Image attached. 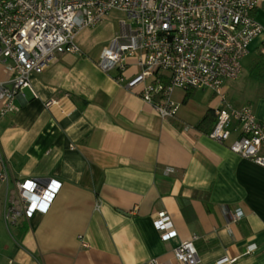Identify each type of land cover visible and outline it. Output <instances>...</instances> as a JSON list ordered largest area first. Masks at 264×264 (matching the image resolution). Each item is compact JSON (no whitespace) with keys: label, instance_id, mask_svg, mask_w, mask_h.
Returning a JSON list of instances; mask_svg holds the SVG:
<instances>
[{"label":"crops","instance_id":"crops-1","mask_svg":"<svg viewBox=\"0 0 264 264\" xmlns=\"http://www.w3.org/2000/svg\"><path fill=\"white\" fill-rule=\"evenodd\" d=\"M253 16L263 31L248 53L264 39L263 2ZM138 71L131 58L125 77ZM118 72L82 49L57 54L0 117V264H183L174 248L193 235L198 264H264V167L229 148L235 134L208 136L216 93L195 89L186 98L176 88L178 111L162 118ZM249 106L264 121V97ZM206 114L212 121L198 128ZM24 179L61 185L46 213L6 221ZM236 208L244 212L237 220ZM160 210L177 232L169 240L153 224Z\"/></svg>","mask_w":264,"mask_h":264},{"label":"built area","instance_id":"built-area-1","mask_svg":"<svg viewBox=\"0 0 264 264\" xmlns=\"http://www.w3.org/2000/svg\"><path fill=\"white\" fill-rule=\"evenodd\" d=\"M263 0H0V117L14 112L15 99L30 76L40 73L61 53L80 52L79 32L101 23L111 11L125 15L122 31L104 47L97 65L104 71L118 70L116 80L128 88H139L158 115H176L179 104L173 99L176 88L208 89L221 104L215 108L216 121L208 136L224 142L235 134L229 148L264 167V121L256 118L249 105L235 106L227 99L225 83L239 77L241 59L252 40L262 33L253 11ZM127 20H129L127 22ZM264 55V39L259 45ZM133 58L139 71L124 73ZM50 104V103H48ZM6 172L0 173V179ZM61 183L49 179L17 182L19 202L5 213L6 221L34 213H46ZM233 219L244 212L236 208ZM153 224L162 240L177 232L170 215L157 211ZM197 238L180 242L174 255L183 264H198L194 244ZM85 244V243H84ZM250 244L246 253L255 249ZM222 257L212 264H233ZM148 264H157L155 259Z\"/></svg>","mask_w":264,"mask_h":264},{"label":"rangeland","instance_id":"rangeland-1","mask_svg":"<svg viewBox=\"0 0 264 264\" xmlns=\"http://www.w3.org/2000/svg\"><path fill=\"white\" fill-rule=\"evenodd\" d=\"M122 18H125L123 13L113 11L101 23L82 29L76 39L80 49L97 61L101 50L111 39L120 35ZM240 63L242 69L239 77L225 83L226 95L235 106L252 105L264 97V55L250 52ZM179 90L176 91L180 93Z\"/></svg>","mask_w":264,"mask_h":264},{"label":"trees","instance_id":"trees-1","mask_svg":"<svg viewBox=\"0 0 264 264\" xmlns=\"http://www.w3.org/2000/svg\"><path fill=\"white\" fill-rule=\"evenodd\" d=\"M185 90H186V98H187V97H189V95H191L194 92L195 89L194 88H187ZM214 115H215V120L213 121L212 127L214 126L215 121H216V114H214ZM209 117H210V114L204 115L203 118L197 123V127L202 128L204 126V124L208 123V121H212Z\"/></svg>","mask_w":264,"mask_h":264}]
</instances>
